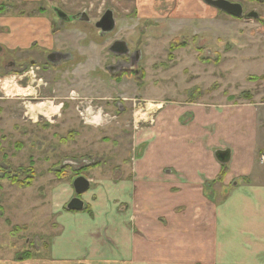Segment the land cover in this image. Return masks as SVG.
I'll list each match as a JSON object with an SVG mask.
<instances>
[{
  "label": "rangeland",
  "instance_id": "rangeland-1",
  "mask_svg": "<svg viewBox=\"0 0 264 264\" xmlns=\"http://www.w3.org/2000/svg\"><path fill=\"white\" fill-rule=\"evenodd\" d=\"M146 1L153 0H136L135 4L131 0H55L52 4L68 15L87 11L91 24L81 20L63 24L46 2L3 1L15 10L0 14L5 16L0 18V48L4 49L0 56V264L54 261L51 244L59 229L57 210H65L76 176L92 177L86 170L94 167L115 173L117 164L127 157L126 173L130 180L134 178L131 125H147L152 112L149 106L154 103L146 99L188 96L218 100L229 95L264 102V0H228L242 5L239 17L194 0L198 3L194 13L200 12L190 17L193 19H184L189 17L177 8L178 0H156L158 7ZM104 9L112 11L114 28L100 38L93 24ZM249 12L257 17H249ZM40 29L63 33L67 44L54 42V47L73 57L67 63L68 73L61 66L51 77L35 69L39 64L30 62L35 56L36 62L44 63L43 55L50 47V41L40 45L36 34H30ZM13 31L26 32L19 40L30 47L8 48L5 44L10 43L8 36ZM114 40L126 41L131 51L139 49L138 75L123 74L119 82L110 77L113 73L106 65L115 59L108 46ZM36 43L43 55L38 48L32 49ZM7 61L17 68L25 66L27 76L8 71ZM95 62L102 65L103 81L98 85L91 84L97 76L89 74ZM81 74L88 77L86 84ZM120 97L132 101H124V108ZM40 102L58 106L57 113L33 119L27 108ZM129 103H136L135 108ZM139 109L142 116L136 115ZM90 113L100 115L91 118ZM122 124L126 125L123 137L115 134L114 143L108 141L110 133L88 134L99 137L97 149L89 150L82 141L87 136L82 134L83 126L120 131ZM94 178L100 186V178Z\"/></svg>",
  "mask_w": 264,
  "mask_h": 264
},
{
  "label": "crops",
  "instance_id": "crops-1",
  "mask_svg": "<svg viewBox=\"0 0 264 264\" xmlns=\"http://www.w3.org/2000/svg\"><path fill=\"white\" fill-rule=\"evenodd\" d=\"M3 1L0 14L6 16L15 7L2 6ZM183 1L176 2L189 17L184 19L196 17L200 12L194 13L197 1ZM21 2H46L53 11L60 9L52 5L55 0ZM148 2L157 6L156 0ZM13 32L5 44L8 48L30 47L19 40L26 32ZM48 33L50 29L30 31L36 37ZM63 38L56 31L50 39L64 46ZM90 69L89 74L97 76L91 84H101V63H93ZM81 75L86 84L88 77ZM110 77L119 82L122 74ZM228 96L146 99L156 106L145 127L131 125L134 178L130 180L126 173L127 157L117 164L115 173L95 167L86 170L93 187L80 197L82 210H57L59 229L52 236L54 261L50 264H264V160H260L264 156V102ZM119 100L125 108L124 101L132 98ZM125 126L119 125L120 131L83 126L82 134L87 136L82 141L89 150L100 148L99 137L88 134L110 133L108 141L114 143V135ZM218 151L228 152L227 162L217 160ZM116 173L121 176L116 178ZM94 177L100 178V186Z\"/></svg>",
  "mask_w": 264,
  "mask_h": 264
},
{
  "label": "flooded vegetation",
  "instance_id": "flooded-vegetation-1",
  "mask_svg": "<svg viewBox=\"0 0 264 264\" xmlns=\"http://www.w3.org/2000/svg\"><path fill=\"white\" fill-rule=\"evenodd\" d=\"M240 6L242 8V14H243V7H242L241 4H240ZM55 11L56 10H54L53 12L55 13L56 17L59 19V17L57 16ZM105 12H107V11H105ZM80 13L81 12H78L76 14H71V15L66 14L68 16V19H69L68 21H65V20H62V19H59V20H61L62 23L63 22H70L71 20H78V21L81 20V22L82 21L89 22L88 20L81 19L83 16ZM86 15L88 16L87 12H86ZM71 16H76V18L75 19L69 18ZM99 20H97V21H99ZM97 21H95V22H97ZM84 24H86V23H84ZM87 24H91V23L89 22ZM93 25L95 26V24H93ZM94 29H95V31H97L99 33V37L100 38L106 37L113 30L112 29L110 32H106V33H100L101 30L99 28L94 27ZM54 32H56V30L55 31H50V33L45 34L44 37H41V36L37 37L38 38V43L40 45H44L45 41H50V47L48 48L47 53H45L44 55L41 52V49H43V48L42 47H37V46H39L38 43L35 44L36 47L39 49V51H38L39 55H43L44 63H42L40 61L36 62L33 59H31V60L29 59L32 64H34V63L35 64H39V66H35L36 70H39L41 73H46L47 72V73H49V75H51V77L53 76V74H56L55 73V71H56L55 69H57L58 67H61V66H63V69H64L63 71H65V73H68V71L70 69H69V67H67V63H69L70 59H72V56L70 55L69 52H63L64 50L54 49V42L52 41L53 38L50 39L51 37H53V33ZM37 36H38V34H37ZM114 41H116V40H114ZM113 42L108 46V51H109V53L112 54V56L114 57L115 60L113 61V63H110V64L106 65V69L109 72L115 73V74H117V73H126V72L129 71L133 75H138L139 74V70H140L138 68V60L141 58V54H140L141 52L139 51V49L135 48L132 51L128 49L129 51H128L127 54L118 55V54H115V53H113V52H111L109 50V48L113 44ZM127 47H128V45H127ZM37 48H36V50H37ZM1 49L2 48H0V56H2L1 54H3V51ZM5 66L9 67L8 71H11V69H12V71H15V73L18 74V75H22L23 74L22 77H26L27 74H28L26 71H24L25 66H19L17 68V66L14 67L15 66L14 63H12L10 61H7V64ZM59 77L61 78V76H59ZM53 79H54V77L52 78V80ZM57 79H58V77H57ZM9 80H10V83L12 84V86H15L14 79L13 78H9ZM4 82H8V81L6 80ZM16 88H18L17 85H16ZM145 104H143L142 106H144ZM135 106H136V104H132L130 107L135 108ZM131 111L132 110H130V112ZM138 153H139V151L137 152V154Z\"/></svg>",
  "mask_w": 264,
  "mask_h": 264
},
{
  "label": "water",
  "instance_id": "water-1",
  "mask_svg": "<svg viewBox=\"0 0 264 264\" xmlns=\"http://www.w3.org/2000/svg\"><path fill=\"white\" fill-rule=\"evenodd\" d=\"M203 1L204 3L211 5L220 11L228 13L231 16L239 17L242 15V8L238 3H233L228 0H203ZM55 10L59 19L65 21L69 20L66 13H64L61 9L56 8ZM80 14L83 16L81 19L88 20L86 11H82ZM248 16L249 17L252 16L256 18L257 14L254 12H250ZM69 18L75 19L76 16H71ZM95 27L101 30L100 33L110 32L114 27V19L112 16V11L107 10V12H104L100 20L95 23ZM109 50L118 55H125L129 51L126 42L123 40L114 41L113 44L110 46ZM216 158L220 163H225L228 161V152L218 151L216 153ZM90 184H91L90 181L83 175H78L72 180L74 196L66 204V209L72 211L82 210L83 201L79 196L88 190Z\"/></svg>",
  "mask_w": 264,
  "mask_h": 264
},
{
  "label": "bare ground",
  "instance_id": "bare-ground-1",
  "mask_svg": "<svg viewBox=\"0 0 264 264\" xmlns=\"http://www.w3.org/2000/svg\"><path fill=\"white\" fill-rule=\"evenodd\" d=\"M150 105H151V106H149L150 107V111H153V109H155L156 105H153L151 103H150ZM57 108H58V106L54 107L51 102H48V103L40 102V103H37V104H34V105H29L28 108H27V114H29V116H31L33 119H36V116L39 115V114L44 115L45 117H48L53 112L57 113L56 112ZM140 110L141 109H139L137 111L138 113L136 112L137 116H142V114H140ZM99 115H96V116H99Z\"/></svg>",
  "mask_w": 264,
  "mask_h": 264
},
{
  "label": "trees",
  "instance_id": "trees-1",
  "mask_svg": "<svg viewBox=\"0 0 264 264\" xmlns=\"http://www.w3.org/2000/svg\"><path fill=\"white\" fill-rule=\"evenodd\" d=\"M2 6H6V7H8L7 5H2Z\"/></svg>",
  "mask_w": 264,
  "mask_h": 264
}]
</instances>
